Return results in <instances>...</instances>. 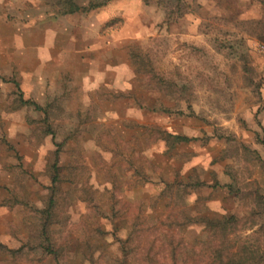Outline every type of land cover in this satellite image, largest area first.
I'll use <instances>...</instances> for the list:
<instances>
[{
    "label": "rangeland",
    "instance_id": "obj_1",
    "mask_svg": "<svg viewBox=\"0 0 264 264\" xmlns=\"http://www.w3.org/2000/svg\"><path fill=\"white\" fill-rule=\"evenodd\" d=\"M188 2L190 11L169 18L157 0H109L68 15L57 0H0V75L10 80L0 79V264H132L122 242L136 217L184 206L245 213L252 195L224 184L264 195V5ZM129 49L189 85L193 115L185 97L145 85ZM19 91L50 118L22 106ZM161 131L194 139L169 148ZM194 178L220 185L182 198L162 192L166 180ZM51 197L56 254L43 252L41 234ZM180 231L189 241L203 233L197 223Z\"/></svg>",
    "mask_w": 264,
    "mask_h": 264
},
{
    "label": "trees",
    "instance_id": "obj_2",
    "mask_svg": "<svg viewBox=\"0 0 264 264\" xmlns=\"http://www.w3.org/2000/svg\"><path fill=\"white\" fill-rule=\"evenodd\" d=\"M109 0L90 1L88 4H79L75 0H57V13L68 15L72 13H85L106 4ZM264 5V0H253ZM170 18L173 15L182 16L193 7L188 0H157ZM130 58L136 68L142 72L146 78L147 87H158L161 91L185 97L190 95L191 90L188 84H178L175 80L166 78L155 72L152 63L148 59V54L139 50L129 49ZM0 79L10 81L0 75ZM14 81V80H11ZM18 86V83L15 82ZM187 107L189 114L193 115L194 110L190 103ZM18 101L23 106L33 107L43 112V121L50 118L46 106L30 99L24 98L22 91H19ZM154 111L170 112L164 105L154 106ZM179 113H183L179 110ZM54 138V130H48ZM161 140L172 148L177 144L187 143L194 138L187 135L161 131ZM55 156L58 158L60 144L56 142ZM53 182L58 180L57 161L53 163ZM237 184V185H236ZM220 184L215 182L210 184L200 178L190 179L187 182L178 180L164 181L163 193L171 194L174 190L175 198H182L188 189L201 187H216ZM236 185V186H235ZM229 192L240 196L244 193L252 195V200L245 213H232L219 217L196 214L189 212L188 208L180 209L173 213V209L166 214L159 216L136 217L131 225L127 237L122 242V249L129 252L133 259L132 264H264V195L258 189L252 188L248 192L245 187L235 184H224ZM171 197V195H169ZM172 198V197H171ZM117 202V200H114ZM112 210L117 215V210L112 203ZM42 230L41 234L46 240L43 244V252L46 254H56L55 244L50 238L48 231L50 222L54 214V198L51 197L45 207L41 209ZM49 221V222H48ZM197 223L202 225L203 233L200 238L189 241L180 231V227L185 224ZM49 242V243H48Z\"/></svg>",
    "mask_w": 264,
    "mask_h": 264
},
{
    "label": "built area",
    "instance_id": "obj_3",
    "mask_svg": "<svg viewBox=\"0 0 264 264\" xmlns=\"http://www.w3.org/2000/svg\"><path fill=\"white\" fill-rule=\"evenodd\" d=\"M262 48H264V46Z\"/></svg>",
    "mask_w": 264,
    "mask_h": 264
}]
</instances>
